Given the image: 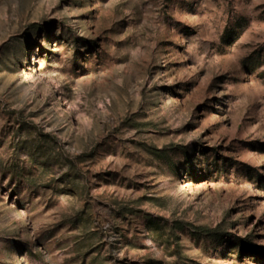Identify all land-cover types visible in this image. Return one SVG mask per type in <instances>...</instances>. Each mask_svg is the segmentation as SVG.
<instances>
[{
  "label": "rangeland",
  "instance_id": "1",
  "mask_svg": "<svg viewBox=\"0 0 264 264\" xmlns=\"http://www.w3.org/2000/svg\"><path fill=\"white\" fill-rule=\"evenodd\" d=\"M0 264H264V0H0Z\"/></svg>",
  "mask_w": 264,
  "mask_h": 264
}]
</instances>
